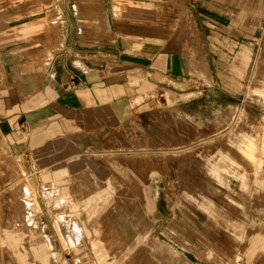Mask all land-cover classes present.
<instances>
[{"label": "rangeland", "instance_id": "obj_1", "mask_svg": "<svg viewBox=\"0 0 264 264\" xmlns=\"http://www.w3.org/2000/svg\"><path fill=\"white\" fill-rule=\"evenodd\" d=\"M107 10L177 34L194 98L65 151L0 135V264H264V0H0V87L46 71L65 14L82 43L107 38Z\"/></svg>", "mask_w": 264, "mask_h": 264}, {"label": "crops", "instance_id": "obj_2", "mask_svg": "<svg viewBox=\"0 0 264 264\" xmlns=\"http://www.w3.org/2000/svg\"><path fill=\"white\" fill-rule=\"evenodd\" d=\"M111 14L107 10L108 37L99 42L92 32L91 44L77 39L65 14L59 50L53 52L46 71L6 74L5 90L0 84V135L12 151L32 154L50 137L55 139L48 146L64 142L57 150L65 151L80 138L97 135L93 127L98 122L109 132L108 126L137 113L194 98L196 80L177 34L140 21L122 25L110 19ZM228 48H237L227 67L229 74L238 78V65L243 63L244 76L250 49L234 41ZM3 64L6 69L7 61Z\"/></svg>", "mask_w": 264, "mask_h": 264}, {"label": "bare ground", "instance_id": "obj_3", "mask_svg": "<svg viewBox=\"0 0 264 264\" xmlns=\"http://www.w3.org/2000/svg\"><path fill=\"white\" fill-rule=\"evenodd\" d=\"M245 65L246 64H243V63H240L239 65H238V67H240V71L238 70L237 72H236V74L238 75V78H233L234 80H240V79H242L243 78V72H242V69H244V67H245ZM226 82V81H225Z\"/></svg>", "mask_w": 264, "mask_h": 264}]
</instances>
